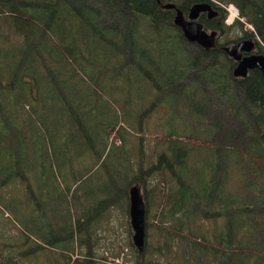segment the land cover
Listing matches in <instances>:
<instances>
[{
    "label": "trees",
    "instance_id": "trees-1",
    "mask_svg": "<svg viewBox=\"0 0 264 264\" xmlns=\"http://www.w3.org/2000/svg\"><path fill=\"white\" fill-rule=\"evenodd\" d=\"M197 1L201 0H0V72H4L0 94H5L0 95V180L28 179L22 185L33 199L39 185L31 182L27 168L41 162L33 173L42 188L64 197L62 217L55 218V205L47 200L44 212L53 217L47 218L58 230L68 227L71 243L81 232L80 225L91 231L110 204L128 198L131 183H141L148 204L144 173H152L149 194L150 190L156 194L158 220L164 228L155 252L173 259L157 260L158 264L250 263V257L243 261L241 225L259 206L251 201L262 200L252 191L264 183V90L260 89L264 77L256 68L249 75L234 76L235 61L223 45L233 38H255L257 33L261 39L255 38L256 46L264 50V0H206L222 10L219 23L214 17L199 19L205 29L219 30L209 49L185 38L173 21L177 7L186 15ZM166 2L175 7H163ZM228 2L253 28L241 19L224 22ZM227 111L243 118L240 130L225 118ZM155 112L161 120L153 123L149 117ZM33 115L40 128L31 127ZM178 121L186 127L183 137L189 126L191 138L198 141L194 151L182 140ZM153 129L166 131L160 139L167 134L168 139L158 148L157 160L144 169L141 159L134 163L129 156L126 135L131 131L140 144L145 132ZM111 133L122 143L109 147L102 158ZM207 142L209 155L193 157L197 148L209 146ZM87 148L94 162L82 176L101 171L100 180H85L71 192L73 200L82 202L80 209L74 206L73 226L61 221L71 220L66 179L81 176L82 164L72 163ZM117 161H124V166L117 167ZM47 165L54 168V187L46 184L49 175H43ZM232 171L240 175L236 188L228 186ZM58 177L64 186L59 187ZM96 183L102 184L96 195L84 188ZM12 195L0 198L9 203ZM97 196L101 208L93 213ZM19 204L32 201L27 197L21 203L11 202L13 209ZM211 216L226 217L227 228L220 226L214 239L209 230L197 234L200 222ZM23 224L29 233H37L33 217ZM29 239L25 234L24 240ZM130 245L147 258V241L143 251L132 240Z\"/></svg>",
    "mask_w": 264,
    "mask_h": 264
},
{
    "label": "rangeland",
    "instance_id": "rangeland-1",
    "mask_svg": "<svg viewBox=\"0 0 264 264\" xmlns=\"http://www.w3.org/2000/svg\"><path fill=\"white\" fill-rule=\"evenodd\" d=\"M115 17L116 15L114 14V18ZM243 21L245 22L247 27L253 28V25L251 23L245 21V19ZM237 29L239 28L237 27ZM256 36L261 39L257 33ZM261 44L264 47V43L262 41ZM191 47L194 50V46L191 45ZM257 50H261L262 52H264L263 49L258 47ZM3 74L4 72H0V77ZM144 82L145 80H142L140 84H143ZM6 86L9 88L8 84ZM260 89L264 90V83L262 84ZM0 95L4 96L5 94ZM98 106H100L99 103ZM227 114L229 115L225 118H230V122L233 123V127L235 128V130H240L242 128L243 118H234V114L229 111H227ZM254 116L255 115L253 114H249L248 118L252 120L254 119ZM179 118L181 119V115H179ZM149 119L153 123L161 120L159 119L158 112L153 113L149 117ZM30 123L31 127H34L35 125H37L39 128L41 127V123L37 120V117L35 115L31 117ZM120 123H122V121H120ZM188 128L189 126H187V130ZM185 129L186 127L178 121L177 130L182 132V140L185 142V145L188 148H192V151H194L197 147L198 141L193 137L191 138L187 130L184 133L186 134V136L183 137V131ZM131 130L132 132L139 135L135 129L131 128ZM164 132L166 131L162 129H153L151 132H145L141 143L138 144L137 142H135V140H139L136 139V137H134L130 131V134L126 135V139L127 147L130 150L129 156L132 158L133 162L135 163L137 161H140L141 159L140 165L145 169L150 165V161H156L158 148L168 139V134L163 139H160L162 138V134ZM223 133H225V131H223ZM212 138L214 137H210L211 142ZM186 139H188L191 143L186 142ZM224 142H226V139L224 140ZM121 143L122 140L120 139V137L115 136L114 133H111L106 143L107 147L103 151L102 158L106 155L107 149L109 147L119 145ZM207 143L209 144V146L197 148L192 156H196L197 159H199L200 157L206 158L207 155H209L211 144L210 142ZM86 151V153L84 150L81 151L80 157L75 159L72 163L74 165L82 164L84 170L81 172V176H79L78 178L69 176L66 179V182L70 185V190H68L69 194L67 195L70 200L71 206V220L62 218L61 221L67 224H73V226L75 225L74 221L76 220L75 207L80 209L82 202L80 198H76L73 200L71 192L73 190L75 191V189L78 187V184L82 183L85 180L91 181L94 178L95 179L93 182H97L100 180L99 174L101 173V171H90L85 176H82L87 167L92 166L94 162V156L90 152L91 149L87 148ZM81 159L84 162L80 161ZM40 164L41 162H36L32 170H30L29 167L27 168L30 175L29 179L31 180V182L35 186L39 185L37 190H33V199L30 195H26L25 189L22 185V182L27 184L29 182L28 179H12L8 182H2L0 180V195L9 196L13 194L9 203L3 201L0 198V256L11 258V261H16L15 264H53L49 261L48 257L53 258L55 260V264H69L68 262L71 259H73L72 264H80V262L87 263L88 261L90 262V260L96 261L90 262V264H158L157 260L165 262L167 260H173L170 257L155 252V249L162 239L161 234L164 228H161L158 220L159 207L156 194L155 192L153 193V190H150L149 194V189L153 188L154 178L152 173H144L145 186L146 189H148V204L146 212V241L148 243L149 249V253L146 256L147 258L144 259V257L140 256L138 252L134 251L133 247L130 245L132 230L129 223L128 198L126 197H123L120 202L116 200L114 202V205L110 204L106 208L104 214L99 217L98 221H94L91 231L87 228H82V226L80 225L79 227L81 228V232L77 234V238L73 243H71L70 241H60L70 238L71 233L67 226L64 227L65 229H62V231L58 230L57 226L52 223V220L47 218L52 216H47L45 214L44 207L46 205V200L48 202H53L55 205V211L53 212V215L55 216V218H60L62 217L60 203L63 202L64 197L61 192H50L42 188L43 184L40 182L37 175L33 173V171L35 170V166H39ZM123 166L124 161H117V167ZM53 171L54 168L50 165H47L43 170V175H49L46 184L50 187H54L51 185L53 181ZM230 176L231 177L227 178L228 186L231 188H236L237 181L240 180V175L237 171H232ZM166 178H168V176H165V179ZM81 179L82 181H80ZM57 180L59 187L64 186V182H62L59 177L57 178ZM84 188L88 189L90 192L93 191L96 195L97 193H99L97 192L96 188H99L100 190L102 188V184L96 183L95 185L91 186L85 185ZM77 192L83 191L81 189H78ZM249 193H251V191H249L247 194ZM124 195L126 196V194ZM252 195H258L262 198V200H260L259 202L251 201V204H258L259 206L254 209L252 215L246 217L244 221L245 224L241 225L243 226V231L241 234L243 241L241 244L245 250L243 261L246 260L247 257H250L251 259L249 264L254 263L255 258L256 264H264V183L259 190L254 189V191H252ZM27 197L31 199V205L19 204L15 209H13V207L11 206L12 201L21 203L26 201ZM245 197L246 195L243 196V199H245ZM95 198L96 205L94 208L90 209V212L93 213L98 212L101 208L99 202L100 196H97ZM6 210L11 213L12 217L6 214ZM31 211H33L32 214ZM31 217H33V221L36 224L37 233H29L24 227L23 223ZM31 225L33 227V230H35L33 224ZM220 226H223L224 229L227 228L226 217L211 216L200 222L197 234L209 230V235L214 239V233L216 231L217 234V230L220 229ZM208 227L210 229H208ZM25 234H28V236L30 237L29 240H24ZM37 234L45 236L47 238H53V240L55 241H59L56 243H51L58 247L40 245L37 242ZM45 251H48L50 253V256L47 255ZM194 255L197 257H201V255L198 253H195ZM78 258L82 259L78 260ZM146 260H149L150 262H146ZM193 262L194 261L192 260L191 264H193ZM3 263L7 264L9 263V261L3 260ZM173 264L176 263L173 262Z\"/></svg>",
    "mask_w": 264,
    "mask_h": 264
},
{
    "label": "water",
    "instance_id": "water-1",
    "mask_svg": "<svg viewBox=\"0 0 264 264\" xmlns=\"http://www.w3.org/2000/svg\"><path fill=\"white\" fill-rule=\"evenodd\" d=\"M163 7H175L173 2L162 3ZM207 10L208 15L211 16L213 8L208 1L194 2L190 5L187 16L183 13L181 8L177 7L173 17V21L177 24L190 41H196L204 48H210L215 42L216 30L212 29L207 31L202 23L197 20L201 11ZM254 46V41L251 38L240 39L236 43L224 45V50L237 59V63L233 69L234 76L247 75L249 68H257L258 71L264 76V54L246 53ZM242 50L246 54L242 55ZM145 211L146 203L138 183H132L129 186V216L130 223L133 229L132 240L138 250L142 251L145 244Z\"/></svg>",
    "mask_w": 264,
    "mask_h": 264
},
{
    "label": "flooded vegetation",
    "instance_id": "flooded-vegetation-1",
    "mask_svg": "<svg viewBox=\"0 0 264 264\" xmlns=\"http://www.w3.org/2000/svg\"><path fill=\"white\" fill-rule=\"evenodd\" d=\"M214 9H213V13L211 16H208V13L207 12H201L199 17H205V18H217L216 20V23H219L220 22V17L222 16V10L219 8V7H216V6H213ZM261 53L264 54V52L260 51ZM0 264H4L3 261H0Z\"/></svg>",
    "mask_w": 264,
    "mask_h": 264
},
{
    "label": "bare ground",
    "instance_id": "bare-ground-1",
    "mask_svg": "<svg viewBox=\"0 0 264 264\" xmlns=\"http://www.w3.org/2000/svg\"><path fill=\"white\" fill-rule=\"evenodd\" d=\"M249 75V74H248Z\"/></svg>",
    "mask_w": 264,
    "mask_h": 264
}]
</instances>
